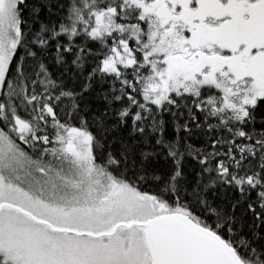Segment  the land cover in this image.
Instances as JSON below:
<instances>
[{"label":"snow or ice","instance_id":"obj_1","mask_svg":"<svg viewBox=\"0 0 264 264\" xmlns=\"http://www.w3.org/2000/svg\"><path fill=\"white\" fill-rule=\"evenodd\" d=\"M0 264H264V0H0Z\"/></svg>","mask_w":264,"mask_h":264}]
</instances>
